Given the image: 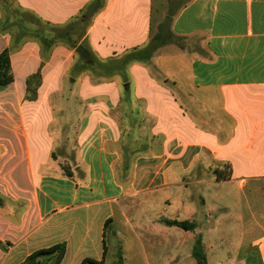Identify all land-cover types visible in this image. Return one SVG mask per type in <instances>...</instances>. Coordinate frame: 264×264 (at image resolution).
I'll return each instance as SVG.
<instances>
[{
    "label": "crops",
    "instance_id": "obj_1",
    "mask_svg": "<svg viewBox=\"0 0 264 264\" xmlns=\"http://www.w3.org/2000/svg\"><path fill=\"white\" fill-rule=\"evenodd\" d=\"M3 50L0 264L61 243L59 264H177L196 235L206 264H264V0H0Z\"/></svg>",
    "mask_w": 264,
    "mask_h": 264
},
{
    "label": "rangeland",
    "instance_id": "obj_2",
    "mask_svg": "<svg viewBox=\"0 0 264 264\" xmlns=\"http://www.w3.org/2000/svg\"><path fill=\"white\" fill-rule=\"evenodd\" d=\"M53 32H54L56 39H58V37H60V34L63 33L61 32L60 29H53ZM34 86L35 84L33 82L29 85L30 88L28 87V96L33 95ZM15 108L16 107H13V105L10 103L0 102V142L1 144H4L5 146L4 148H2L3 145L2 147H0V154H2L0 156V168L2 167V164L5 161H7L11 156H16L18 154V149L14 148L13 146L14 144H16V142L19 143L18 141L21 140V130H20V126H19L18 118H17L18 113L15 111L16 110ZM5 144H8L10 147H7ZM198 173H199V170L197 171V173L194 172V174L188 173L184 177H186L187 182H190V181H193L191 177L193 175L194 176L199 175ZM187 189H188L187 190L188 193L190 194L189 196L191 200L193 199V201H196L194 196L197 193H201V191H204L203 187L201 186L194 187L192 184L189 186L187 185ZM227 191H228L230 200L234 199L235 197L241 196V194L238 192L239 190L235 186L229 187ZM245 192H247V190H245ZM196 205H198V207H201V204L199 202H197ZM262 213L264 214V212ZM241 214L244 216V221L242 223L244 227L240 228L239 230H236V232L237 231L239 232L240 241L242 245H245L246 243H250V241L257 234L260 235L262 233V230L258 229L257 227L248 226L249 220L247 217V213L244 211ZM226 231L229 232L230 234L232 233V230L228 228H226ZM232 240H234V235L231 237V240L229 243L226 241H223L222 244H220L218 247L220 248V250H222V252L233 253L236 251L235 250L236 246L233 244V242H231ZM192 245H193L192 239L190 241L188 237H182L180 239L179 246L173 245V244L165 245L164 251L166 252V256H167L168 253L175 250L177 252V255L179 256V260L177 264H195L194 260L192 259L190 255ZM176 246L177 248L175 249ZM22 253H23L22 248L18 249L16 252L11 254V256L5 260L4 264L18 263L19 262L18 260L21 259L20 257H22L23 255ZM238 253H242L241 250H239ZM79 257L81 258L82 256H79ZM110 259L111 258L109 256L107 258V261H104L103 264H123L121 260V253L119 251H117L114 258H112L111 260ZM51 262L52 260H48L46 261L45 264H51ZM76 262L78 263V260Z\"/></svg>",
    "mask_w": 264,
    "mask_h": 264
},
{
    "label": "trees",
    "instance_id": "obj_3",
    "mask_svg": "<svg viewBox=\"0 0 264 264\" xmlns=\"http://www.w3.org/2000/svg\"><path fill=\"white\" fill-rule=\"evenodd\" d=\"M12 81L8 51L3 50L0 53V88L7 86ZM166 224L177 226L183 230H194L195 224L187 221H166ZM65 246L63 243L56 244L47 248L39 249L29 254L19 264H45L46 261L52 260L51 264H59L64 256ZM105 253V250H104ZM191 256L196 264H206L205 255L202 250L201 237L196 235L191 251ZM122 260V258H121ZM103 258L100 261L86 259L81 264H103Z\"/></svg>",
    "mask_w": 264,
    "mask_h": 264
}]
</instances>
